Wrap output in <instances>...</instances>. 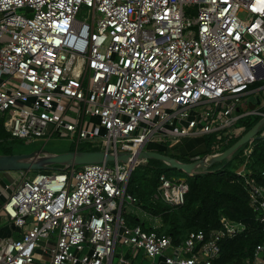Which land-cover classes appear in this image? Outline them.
Returning a JSON list of instances; mask_svg holds the SVG:
<instances>
[{
    "label": "built area",
    "instance_id": "2783aa9c",
    "mask_svg": "<svg viewBox=\"0 0 264 264\" xmlns=\"http://www.w3.org/2000/svg\"><path fill=\"white\" fill-rule=\"evenodd\" d=\"M262 80L264 0H0V119L12 140L60 135L74 151L137 155L214 135L217 157L244 133L232 129L241 118L264 117V99L243 108ZM254 141L235 173L264 224V186L248 168ZM134 161L24 171L5 184L3 211L23 233L0 243V264H33L53 237L50 264H132L119 247L147 264H215L221 242L247 229L222 216L221 228L175 245L156 227L129 226V181L144 162ZM188 192L187 179L163 173L152 200L179 207ZM243 264H264V243Z\"/></svg>",
    "mask_w": 264,
    "mask_h": 264
},
{
    "label": "trees",
    "instance_id": "16d2710c",
    "mask_svg": "<svg viewBox=\"0 0 264 264\" xmlns=\"http://www.w3.org/2000/svg\"><path fill=\"white\" fill-rule=\"evenodd\" d=\"M256 87L257 85L252 88ZM252 103L251 106H246V110L249 107L255 108L254 105L257 102ZM251 116L241 118L237 122L238 126L245 122L246 129L241 136L233 139L224 151L239 141L262 119L259 115H254L250 119ZM247 118L249 121H245ZM204 139V152L195 155L183 154L177 148L172 150L157 145L148 149L169 155L181 162L192 163L196 157L203 158L202 156L205 157L212 153L214 136H206ZM254 140L255 147L249 159L248 168L251 174L257 176L259 182L264 186V138L258 137ZM16 142L17 140L10 139V135L4 128V121L0 119V155H13L12 147ZM246 147L243 146L229 160L221 163L222 166L217 171L210 170L214 166L212 165L209 168H202L207 171L206 173H199L192 177L187 175L189 192L183 206L173 207L152 200V196L159 186L160 175L164 173L170 177L169 173L172 171L179 173L158 160L144 161L135 168L129 181L128 193L137 198V206L144 212L162 220V226L156 229L157 232L170 236L175 245L182 244L193 232H209L221 228L222 216L244 223L247 229L243 233L221 242L220 257L215 261V264H243L252 255L254 248L258 244L264 243V224L257 220L243 183L237 181L238 176L235 173L245 161L243 151ZM80 151H98V149L87 148ZM126 218L129 226L141 225L147 231L152 230L151 227L146 228V222H141L136 215L129 214L126 215Z\"/></svg>",
    "mask_w": 264,
    "mask_h": 264
},
{
    "label": "water",
    "instance_id": "95a60500",
    "mask_svg": "<svg viewBox=\"0 0 264 264\" xmlns=\"http://www.w3.org/2000/svg\"><path fill=\"white\" fill-rule=\"evenodd\" d=\"M253 100V99H252ZM240 113L239 111L237 112ZM264 126V117L242 138L229 149L217 157L206 155L202 159L192 163L181 162L169 155L161 154L152 149L140 151L137 155L132 152H115L106 151H72L60 154L49 153L45 151H35L28 154L0 155V173L3 172H40V171H66L73 167L88 164L107 163H128L132 159L140 162L148 160H158L167 164L171 169L184 172L188 176H195L207 171L199 170L207 168L213 164L221 163L231 158L240 148L248 142L258 138V134ZM138 165V164H137ZM60 166V167H59Z\"/></svg>",
    "mask_w": 264,
    "mask_h": 264
},
{
    "label": "rangeland",
    "instance_id": "374dc122",
    "mask_svg": "<svg viewBox=\"0 0 264 264\" xmlns=\"http://www.w3.org/2000/svg\"><path fill=\"white\" fill-rule=\"evenodd\" d=\"M31 15L32 14L30 12L26 13V16H28V17ZM194 15H195V13H194ZM87 16H88V9L83 7L81 9V12H80L78 17L80 19H83V18H86ZM257 87H259L257 89L264 87V80L259 82L257 84ZM259 96L261 99H264V91L260 92ZM253 116L254 115L252 114V116L249 118L251 119V118H253ZM249 118H247L245 121H249ZM240 126H243V128H245V126H246L245 122L240 124ZM240 126H238L236 124L235 127L232 129H235L236 127L238 128ZM232 129H228L226 131H223L221 134L225 135L226 133L231 132ZM207 137H209V136H207ZM184 139L183 140L181 139L182 141L179 143V146L177 147V150L179 152H181L183 154L187 153L190 155H195V154L204 152V150H205V144H204L205 139L204 138H184ZM213 142H216L215 136H214ZM91 146H93V145H91ZM155 146L156 145L150 144V145L146 146V148H152ZM164 147L166 149H170L168 147V145H164ZM72 148H73V150H75L76 145H75V143H72V140L69 137L55 135L50 139H48V138H37L31 143H28L26 141H17L12 147V153L13 154H28V153H32L35 151H45V152H49V153L60 154V153L69 152ZM79 148L81 150L87 149V148L93 149L90 146H80ZM119 148H121V147H119ZM166 152H169V151H166ZM169 153H173V152L171 151ZM202 157H204V156H202ZM227 160H229V159H227ZM227 160H225V161H227ZM225 161H223V162H225ZM223 162H221V163H223ZM221 163L213 164L214 166L211 165L212 167L210 168V170L211 171L219 170L222 166ZM109 164L112 165L113 163H109ZM209 167H207V168H209ZM76 169H81V167L80 168L76 167ZM203 169H205V168H203ZM203 169L200 168L199 170L202 171ZM203 171H205V170H203ZM178 172L179 173L172 171L171 173H169L170 177L174 178V179H186L187 174H185L184 172H180V171H178ZM5 194H6L7 198H6V196H4V198L8 199V197H9L8 193L6 192ZM131 209L133 211V215H136L141 222H146V224H147L146 228H149L150 226L159 228L160 226H162V220L161 219L153 218L149 214L145 213L144 211H140L138 209L137 205L133 206ZM120 250H121V247L118 248V253L120 252Z\"/></svg>",
    "mask_w": 264,
    "mask_h": 264
},
{
    "label": "crops",
    "instance_id": "0c3cea01",
    "mask_svg": "<svg viewBox=\"0 0 264 264\" xmlns=\"http://www.w3.org/2000/svg\"><path fill=\"white\" fill-rule=\"evenodd\" d=\"M253 99V100H252ZM247 105H244L243 108L246 109V106H251L252 102H257L255 108L259 107L260 104V96H249L247 98ZM251 109V107L247 108ZM264 112V110H262ZM185 140V139H184ZM151 145H157L162 146V144H151ZM179 146L177 144L174 148H171L172 150H176V148ZM73 150V149H71ZM74 151V150H73ZM187 154V153H186ZM31 174V173H30ZM22 173L21 172H3L0 173V243L6 239H20L22 237L23 230L20 229L11 219L8 218L6 213L3 211V205L6 202V194L4 193V185L5 184H19L21 182ZM6 196V198H4ZM54 246V237L50 240H47L43 242V248L39 249L37 254L35 255L34 263L33 264H50L51 262V255L50 250ZM121 255L129 260H131L132 264H147L148 260L144 257V254L141 251H131L129 249H126L125 247H122L120 252Z\"/></svg>",
    "mask_w": 264,
    "mask_h": 264
},
{
    "label": "bare ground",
    "instance_id": "6f19581e",
    "mask_svg": "<svg viewBox=\"0 0 264 264\" xmlns=\"http://www.w3.org/2000/svg\"><path fill=\"white\" fill-rule=\"evenodd\" d=\"M133 160H135L134 162L138 161L136 158H135V159H133Z\"/></svg>",
    "mask_w": 264,
    "mask_h": 264
}]
</instances>
